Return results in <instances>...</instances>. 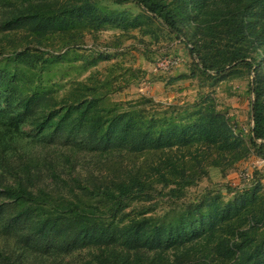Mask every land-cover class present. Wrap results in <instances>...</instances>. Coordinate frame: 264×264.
Listing matches in <instances>:
<instances>
[{"label":"trees","instance_id":"trees-1","mask_svg":"<svg viewBox=\"0 0 264 264\" xmlns=\"http://www.w3.org/2000/svg\"><path fill=\"white\" fill-rule=\"evenodd\" d=\"M172 1L114 0L116 4L134 3L183 39L199 75L217 80L239 66L249 70L254 126L248 144L264 158V54L251 58L246 51L236 50L212 64L182 28L186 19L202 15L208 0ZM92 2L12 1L0 10V31L26 29L43 36L49 30L64 29L57 25L94 17L97 10ZM238 4L242 5L239 12L228 19L234 27L228 37L239 44L249 36L251 44L263 45L256 29L260 26L264 32V10L259 13L264 0H238ZM256 15L258 20L252 22L255 32H250L249 21ZM106 17L102 25L113 19L112 15ZM228 21L209 26L222 27ZM204 29L198 27V31ZM70 40L61 46L67 49L61 54L37 41L33 48L15 50L0 61V168L14 179L0 188V232L16 237L21 233L20 241L49 255L89 247L109 249L96 264H264V179L232 201L221 202L216 197L191 204L170 223L146 212H126L132 203L152 198L151 192L165 195L149 181L154 175L164 187L173 185L165 197L180 199L181 191L196 186L208 167L224 170L229 167L226 164H237L250 149L244 130L232 127L229 118L213 107L188 106L183 111L187 116L181 118V111L173 112L175 107L170 111L171 107L164 108L152 98L112 102L105 93L109 90L91 85L89 80H73L59 97L45 77L71 46V51H78L77 38ZM22 128H31L41 146L21 135ZM55 147L126 152L133 156L134 167L111 185H88L77 175L66 176L64 171L68 167L70 173L71 166L58 169L61 158L53 154ZM140 159L144 160L138 162ZM11 208L13 215L3 216Z\"/></svg>","mask_w":264,"mask_h":264},{"label":"rangeland","instance_id":"rangeland-1","mask_svg":"<svg viewBox=\"0 0 264 264\" xmlns=\"http://www.w3.org/2000/svg\"><path fill=\"white\" fill-rule=\"evenodd\" d=\"M12 1L16 0H0V10L4 11L3 7L7 6L5 4ZM92 1L97 10L94 17L76 24L57 25V28H64L62 30H49L43 36L30 33L26 29L0 31V61L15 50L33 48L37 41L48 47L52 53L61 54L67 51L61 46L70 43L71 37H76L80 43V47L77 46L78 51H71V46L66 56L52 64L45 77L51 86L54 85L56 92H59V97L66 94L73 80H89V84L109 90L103 92L107 93L112 102L125 104L144 97L152 98L164 108L171 107L170 111L174 107L173 112L181 111V118L187 116L183 111L188 106L196 104L197 107H213L229 118L232 127L244 130L247 147L250 148L244 159L232 166L226 164L229 167L224 170L208 167L205 170L207 174L196 186L181 191L180 199L165 197L170 194L173 185L164 187L157 183L158 177L154 175L149 181L157 191H163L165 195L151 192L152 198H142L132 203L126 212L133 211L134 215L146 212L148 216L170 223L187 211L191 204L216 197L221 202L232 201L237 194L251 188L259 179L263 180L264 158L258 156L255 149L248 144L250 130L254 126L251 119L253 96L249 92L252 74L249 70L245 66H239L220 79H207L195 69L185 41L161 27L137 5L116 4L114 0ZM247 1L244 0L245 3ZM166 2L171 4L174 1ZM57 4L60 5L59 2ZM173 6L177 9L178 5ZM240 6L242 5L238 4V0H208V7L202 15L184 21L182 28L186 37L194 42L212 64L223 61L230 52L236 50L246 51L245 54L251 58L264 54V43L251 44L250 39L253 38L248 36L242 38L238 44L236 39L228 37L234 29L228 19L239 12ZM262 9L264 10V5L259 7V13ZM108 15H112L113 19L102 25ZM258 17L256 15L249 21L250 32H255L252 22H256ZM220 21L228 22L222 27L210 28L211 22L219 26ZM262 23L264 24V20ZM199 26L205 29L198 31ZM259 27L256 32L261 33L259 38L264 40V32ZM262 57L261 64L264 65V55ZM175 58H180L176 69L168 73L157 70L162 64L169 65L170 60ZM193 73L197 75L193 77ZM21 135L31 137L30 140L33 139L38 147L41 146L31 128H22ZM53 149L57 151L53 154L61 158L58 169L64 165L71 166L70 173H67L69 168L66 167V176L77 175L88 185H111L112 180L134 167L133 156L126 152L118 154L87 152L77 148ZM61 155L70 158V162H65L66 159ZM115 164L118 165L114 166ZM45 180L54 185L49 177H45ZM13 182L14 179L9 173L0 168V188ZM11 210L13 209L5 211L3 216L7 213L13 215ZM20 238H23L21 233L16 237L15 233L3 235L0 232V264H96L100 255H108L109 251L105 247H89L49 255L30 248Z\"/></svg>","mask_w":264,"mask_h":264},{"label":"built area","instance_id":"built-area-1","mask_svg":"<svg viewBox=\"0 0 264 264\" xmlns=\"http://www.w3.org/2000/svg\"><path fill=\"white\" fill-rule=\"evenodd\" d=\"M169 59H171V58H169ZM179 60H180V58H175V60L172 59V60H170L171 63L169 65L162 64L161 66L158 67L157 70L161 71L163 73H168V72L172 71L173 69H176L179 66V64H180Z\"/></svg>","mask_w":264,"mask_h":264}]
</instances>
